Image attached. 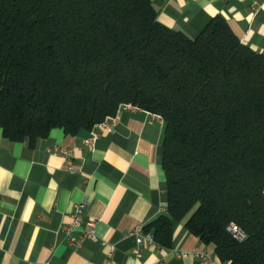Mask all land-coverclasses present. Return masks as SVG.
I'll return each mask as SVG.
<instances>
[{
  "label": "trees",
  "instance_id": "1",
  "mask_svg": "<svg viewBox=\"0 0 264 264\" xmlns=\"http://www.w3.org/2000/svg\"><path fill=\"white\" fill-rule=\"evenodd\" d=\"M121 103L164 123L166 213L144 230L168 247L185 218L221 262L264 264V53L220 14L168 27L151 0H0L3 136L74 134Z\"/></svg>",
  "mask_w": 264,
  "mask_h": 264
},
{
  "label": "crops",
  "instance_id": "2",
  "mask_svg": "<svg viewBox=\"0 0 264 264\" xmlns=\"http://www.w3.org/2000/svg\"><path fill=\"white\" fill-rule=\"evenodd\" d=\"M151 2L161 23L189 36L220 14L243 43L264 53V0ZM107 123L96 136L90 129L67 134L52 127L34 142L8 139L0 128V264H201L190 252L194 248L226 264L213 244L185 228V218L175 223L170 246L143 240L135 255L130 231L166 213L164 123L137 106L119 107ZM54 145L70 150L71 168L65 155L49 150ZM81 199L84 218L95 220L99 238L74 246L61 227Z\"/></svg>",
  "mask_w": 264,
  "mask_h": 264
},
{
  "label": "built area",
  "instance_id": "3",
  "mask_svg": "<svg viewBox=\"0 0 264 264\" xmlns=\"http://www.w3.org/2000/svg\"><path fill=\"white\" fill-rule=\"evenodd\" d=\"M131 103H121L119 107H132ZM113 116L107 117L103 121L96 123L90 129L93 133V136L98 134L97 127L99 125H110L107 123V119H111ZM89 141L92 140V137L88 138ZM49 150L53 153H60L67 157L66 163L69 168L72 167L70 161V150L65 147H60L57 145L52 146ZM264 193V189H263ZM86 207V200L81 199L77 201L73 205V209L70 213V220L62 225L61 229L64 233V237L68 244L79 246L83 243L85 239L97 240L98 234L95 230V220L91 218H84V210ZM228 229L232 232L233 236L237 239H243L245 237L244 232L237 226L236 224H230ZM130 233L135 235V245L132 248L135 255L139 256L141 254L140 245L143 240H147L149 242H154L153 235L150 231H145L141 224L136 225ZM101 243H104V240L101 239ZM199 261L201 264H216L215 261L210 256V252L206 249H198L194 248L190 251ZM182 255H185L186 252H182Z\"/></svg>",
  "mask_w": 264,
  "mask_h": 264
}]
</instances>
